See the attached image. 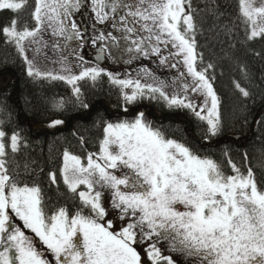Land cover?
I'll list each match as a JSON object with an SVG mask.
<instances>
[{
  "label": "snow or ice",
  "instance_id": "snow-or-ice-1",
  "mask_svg": "<svg viewBox=\"0 0 264 264\" xmlns=\"http://www.w3.org/2000/svg\"><path fill=\"white\" fill-rule=\"evenodd\" d=\"M209 7L224 16L217 0L203 8L193 0H0V13L11 14L0 23V41L15 49L27 76L69 85L71 97L55 101L53 111L62 114L71 103L97 132L95 151L83 136L84 155L64 149L47 173L50 188L59 191L62 181L64 202L46 200L34 176L15 170L28 143L5 126L0 108V264H264V181L244 164L247 153L239 164L226 148L217 159L132 107L147 99L186 111L202 147L222 135L216 64L198 51L197 17ZM77 14L90 24L82 26ZM217 35L231 49L264 42V0H236ZM89 43L97 49L92 66L80 51ZM30 51L58 56L60 71L41 72ZM102 59L176 72L166 81L140 63L135 75H121ZM241 72L250 79L246 66ZM105 77L119 93V111L114 119L97 111L93 119L80 82L95 86ZM233 87L242 102L253 98L240 81ZM253 122L264 129V116ZM64 124L55 118L47 127Z\"/></svg>",
  "mask_w": 264,
  "mask_h": 264
},
{
  "label": "trees",
  "instance_id": "trees-1",
  "mask_svg": "<svg viewBox=\"0 0 264 264\" xmlns=\"http://www.w3.org/2000/svg\"><path fill=\"white\" fill-rule=\"evenodd\" d=\"M31 3V0H29ZM194 5L201 8L209 6L212 0H193ZM224 16L217 19L210 9H205L197 17L200 33L197 36L198 51L204 53L205 62L216 64V80L214 87L221 98V117L224 131L211 146H203L199 137L197 121L184 110L168 109L163 103L140 101L137 105L144 111L154 126H163L170 135L182 142L201 148L202 152L214 154L221 159V149H228L233 159L239 164L247 153L244 164L251 166L258 182L264 181V129L255 124V118L264 116V42L251 45L238 44L235 49L228 48L222 41L223 35L217 32L228 23V18L236 12V0H217ZM11 14L0 13V23H6ZM27 12L22 14L26 17ZM261 53L260 56L254 55ZM241 65L246 66L250 79L241 72ZM7 78L6 84L1 80ZM238 80L253 93V98L243 101L233 87V81ZM86 101L93 106L92 117L99 111L105 118L114 119L119 111V93L105 77L95 86L88 82H80ZM71 88L63 81H52L39 77L27 76L23 61L17 56L15 49L0 41V108L7 115L4 117L6 127L20 130L26 138L28 146L13 160L15 170L21 175L31 174L44 189L45 198L53 201L61 199L64 187L60 182V190L49 187L47 173L56 169L65 148L77 155H84L85 148L79 143L83 136L87 141V151H95L97 132L91 127V120L81 118L80 109L71 103L62 113L53 111V103L63 98L69 100ZM131 111V108H130ZM247 117V123H245ZM63 119L65 124L55 129L37 127L36 123L48 124L51 119ZM18 166V167H17ZM27 166V169L25 168ZM43 169V172H41ZM71 203V201H68Z\"/></svg>",
  "mask_w": 264,
  "mask_h": 264
},
{
  "label": "rangeland",
  "instance_id": "rangeland-1",
  "mask_svg": "<svg viewBox=\"0 0 264 264\" xmlns=\"http://www.w3.org/2000/svg\"><path fill=\"white\" fill-rule=\"evenodd\" d=\"M87 15L88 13H85V18ZM85 18H82L79 14H77L75 17V19L79 23H81L82 26L85 23L90 24V21H86ZM80 51L82 52L85 61L89 62L88 65L86 66H92L96 62L97 49L94 48L90 43L84 48L80 49ZM29 56L30 58L34 60L35 67L38 68L41 72H59L60 71V68H61L60 63L54 62V60L58 59V56L54 57L50 51L47 56H45L43 52H41V54L38 55L35 53V51H30ZM69 60L73 63L76 62L74 57H70ZM100 63L102 66L108 68L110 71L119 72L121 73V75H123L125 71H133L135 68H137L140 65V63H144V64H147L155 72L156 76L166 81H171L176 72L175 69H169L166 67L161 68V67H158L157 64L150 63L148 61H142V62L138 61V62H135L131 66L124 65V64H113L111 61H107L103 59L100 61ZM75 70L78 72L80 69L77 68ZM133 75H135L134 71H133ZM6 82H7V78H3L1 80L2 84H6ZM47 125L48 124L36 123L37 127H41V126L47 127ZM181 264H182V261H181Z\"/></svg>",
  "mask_w": 264,
  "mask_h": 264
}]
</instances>
